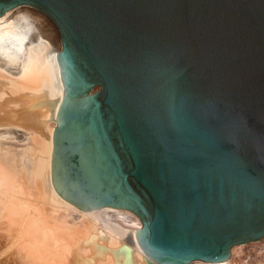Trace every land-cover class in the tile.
Returning a JSON list of instances; mask_svg holds the SVG:
<instances>
[{"label":"water","instance_id":"water-1","mask_svg":"<svg viewBox=\"0 0 264 264\" xmlns=\"http://www.w3.org/2000/svg\"><path fill=\"white\" fill-rule=\"evenodd\" d=\"M20 6L59 37L62 199L134 213L157 264L264 238V0H0V16Z\"/></svg>","mask_w":264,"mask_h":264},{"label":"bare ground","instance_id":"bare-ground-1","mask_svg":"<svg viewBox=\"0 0 264 264\" xmlns=\"http://www.w3.org/2000/svg\"><path fill=\"white\" fill-rule=\"evenodd\" d=\"M24 7L0 16V228L17 225L16 247L34 264H157L135 241L141 222L134 213L83 211L55 192L50 161L61 102L60 42L50 40L40 11ZM189 264H264V238L233 246L223 262Z\"/></svg>","mask_w":264,"mask_h":264},{"label":"rangeland","instance_id":"rangeland-1","mask_svg":"<svg viewBox=\"0 0 264 264\" xmlns=\"http://www.w3.org/2000/svg\"><path fill=\"white\" fill-rule=\"evenodd\" d=\"M26 7V8H25ZM24 7V9H26V10H28V11H30V12H32L33 11V8H31V7H27V6H25ZM23 8V7H22ZM35 10V9H34ZM42 14V13H41ZM40 19L41 20H45L44 21V23H48L50 26L48 27V35H49V38H50V40H53V43H54V41H55V43H59V37H58V34H57V31H56V29H55V27L53 26V24L42 14V16H40ZM47 21V22H46ZM53 38V39H52ZM97 90H98V88H97ZM96 90V91H97ZM40 112V111H39ZM38 119V118H37ZM48 119H50L49 118V116H48ZM39 120H41V119H39ZM42 120H44V119H42ZM29 123H30V125H29ZM31 123L33 124L34 122H28V123H25V125L26 126H28V127H32V128H34L33 126L34 125H31ZM35 124V123H34ZM36 128V127H35ZM4 225V226H3ZM10 225V224H9ZM8 226V223H4V224H2L1 225V235H0V264H20V261H19V263H18V260H20L21 259V263H22V259H23V261H25V262H27V263H29L31 260H30V258L28 259V261H27V259L25 260V258L26 257H24L23 255V253L22 252H19L20 250L17 248L18 246H19V236H17V235H20V232H18L19 234H17V230H18V227H17V225L16 224H13V226H15L16 227V229H15V227L13 228V226H12V224H11V229H10V227H7ZM5 228V230L7 229V231H5L4 230V228ZM3 228V229H2ZM9 230H11V231H9ZM15 230V231H14ZM15 235V236H14ZM6 236V237H5ZM5 237V238H4ZM11 238V240H13L14 238V240L13 241H11L10 240V238ZM4 238V239H3ZM19 238V239H18ZM8 241V242H7ZM11 241V242H10ZM19 241V242H18ZM16 242L18 243V245L16 244ZM6 243V244H5ZM8 243H10V244H8ZM15 243V244H14ZM5 245V246H4ZM8 245H10V246H12V247H10V246H8ZM15 245V246H14ZM17 246V247H16ZM15 247L17 248V249H15ZM20 248V247H19ZM4 249V250H3ZM15 249V250H14ZM2 250V251H1ZM16 250H18V251H16ZM4 251V252H3ZM19 252V254L17 255V256H19V258L21 257L20 255L22 254V257L23 258H20V259H18V260H16L17 259V256H15L17 253ZM21 253V254H20ZM13 260V261H12ZM2 261V262H1ZM7 261V262H6ZM15 261H17V262H15ZM78 261V260H77ZM15 262V263H14ZM34 264L35 262H33V260H32V262H30L29 264ZM146 263L148 264L149 263V261H147L146 260ZM23 264V263H22ZM37 264V263H36ZM79 264H81V263H79Z\"/></svg>","mask_w":264,"mask_h":264}]
</instances>
